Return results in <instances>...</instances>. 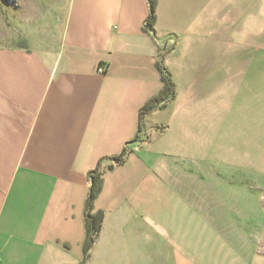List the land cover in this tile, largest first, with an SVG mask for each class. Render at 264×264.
<instances>
[{
    "label": "crops",
    "instance_id": "1",
    "mask_svg": "<svg viewBox=\"0 0 264 264\" xmlns=\"http://www.w3.org/2000/svg\"><path fill=\"white\" fill-rule=\"evenodd\" d=\"M33 5L0 25V264H240L225 184L257 171L227 126L247 103L264 143V0H158L154 34L150 0Z\"/></svg>",
    "mask_w": 264,
    "mask_h": 264
},
{
    "label": "rangeland",
    "instance_id": "2",
    "mask_svg": "<svg viewBox=\"0 0 264 264\" xmlns=\"http://www.w3.org/2000/svg\"><path fill=\"white\" fill-rule=\"evenodd\" d=\"M33 3L34 9H40L42 0H0V25L8 26L11 9H24ZM38 22V21H37ZM36 22V23H37ZM247 72V71H246ZM248 76V74H246ZM245 76H242V80ZM248 91L246 88L245 92ZM247 101V98H245ZM239 122L228 125L229 131L236 130L232 136L236 141L232 143L238 157L245 160L250 157L255 159L256 175L238 174L231 183L225 184L226 204L240 203L238 210L226 206L225 231L234 233L235 238L228 240L234 247V252L241 255L240 264H264V143L256 149V143H250L255 136L247 103L241 104ZM262 117V113L259 114ZM261 128L260 137H263L264 120L258 119ZM256 149V150H255ZM254 161V160H253ZM263 170V171H262ZM229 181V177L226 176ZM229 181V182H230ZM236 201V202H235ZM227 210L233 211L231 215ZM239 215V216H237Z\"/></svg>",
    "mask_w": 264,
    "mask_h": 264
},
{
    "label": "trees",
    "instance_id": "3",
    "mask_svg": "<svg viewBox=\"0 0 264 264\" xmlns=\"http://www.w3.org/2000/svg\"><path fill=\"white\" fill-rule=\"evenodd\" d=\"M157 4L158 0H150V16L146 24V30L154 34V27L157 21ZM159 68L162 71V81L164 82V89L159 96L152 99L142 110L141 116L149 114L154 109L160 107L162 103H166L169 98L174 99L175 97V86L172 81L171 75L164 71L163 67L159 64ZM127 151L121 157L114 158L113 161L117 165H122L125 162V156ZM91 181L90 195L87 203V231L88 236L85 244L86 257L90 252L95 238L99 235L103 223V214L97 213L92 214L94 201L98 198L103 185L101 162L97 169L89 174Z\"/></svg>",
    "mask_w": 264,
    "mask_h": 264
},
{
    "label": "built area",
    "instance_id": "4",
    "mask_svg": "<svg viewBox=\"0 0 264 264\" xmlns=\"http://www.w3.org/2000/svg\"><path fill=\"white\" fill-rule=\"evenodd\" d=\"M100 73H103V72H105V68L104 67H100Z\"/></svg>",
    "mask_w": 264,
    "mask_h": 264
}]
</instances>
